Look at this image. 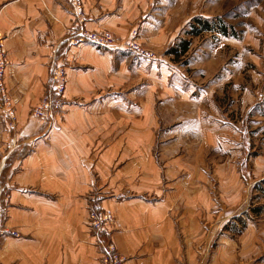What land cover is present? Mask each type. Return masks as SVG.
<instances>
[{"label": "rangeland", "instance_id": "obj_1", "mask_svg": "<svg viewBox=\"0 0 264 264\" xmlns=\"http://www.w3.org/2000/svg\"><path fill=\"white\" fill-rule=\"evenodd\" d=\"M65 1L71 16L62 43L110 50L137 66L116 63L114 75L98 83L94 93L66 96L67 62L60 49L48 65L44 93L28 108V116L42 126L37 135L45 138L67 106L91 107L90 126L97 127L86 133L96 141L87 151L94 163L86 165L92 180L85 193L84 226L98 262L123 264L129 258L114 243L116 216L104 199L160 200L147 190L127 193L115 186L103 191L98 180L108 179L109 153L115 150L112 172L139 178L144 173L139 159H148L147 171L159 190L175 195L165 196L171 197L166 203L177 209L173 219L187 229L177 238L176 264H264V0H147L143 21L153 12L164 27L151 32V42L137 25L139 17L124 34L91 28L86 1ZM184 41L188 45L182 51ZM0 43L5 58L0 106L10 109L5 121L13 128L16 117L6 84L10 60L1 31ZM74 126L81 128L82 122ZM2 209L1 203L0 247L8 238L4 252L12 253L21 235L2 224ZM98 214L110 217L107 231L89 227V218ZM75 246H70L73 251Z\"/></svg>", "mask_w": 264, "mask_h": 264}, {"label": "crops", "instance_id": "obj_2", "mask_svg": "<svg viewBox=\"0 0 264 264\" xmlns=\"http://www.w3.org/2000/svg\"><path fill=\"white\" fill-rule=\"evenodd\" d=\"M85 1L88 27H106L124 34L130 22L139 17L137 25L149 42L154 38L151 32L164 30L162 18L157 20L152 11V16L143 21L147 0ZM70 16L65 0H0V31L10 60L6 84L16 117L15 125L9 128L5 115L10 109L0 106V204L4 211L1 222L21 235L12 253L4 252V241L10 243L4 238L0 264H100L88 245L90 238L84 226L85 193L92 180L86 165L94 163L87 151L96 141L86 133L97 127L90 126V117L94 116L89 114L91 107L85 110L67 106L60 115L63 119L54 124L45 138L37 135L42 126L28 116V108L44 93L49 80L48 65L60 49L67 62L66 96L94 93L98 83L111 79L119 64V68L137 66L110 50L62 43ZM75 122H82L81 128L74 126ZM80 136L85 139L77 140ZM114 153L115 150L109 153L108 179L103 184L98 180L103 191L115 190L116 186L127 193L147 190L160 196L153 202L139 197L104 199V205L113 209L116 216L114 243L129 257L123 264H176L181 245L177 238L186 235L187 229L180 227V219H173L176 208L166 203L171 199L167 196L175 195L159 190L155 176L147 171L148 159H139L144 164L139 178L112 172ZM151 169L156 175L152 162ZM4 194L8 195L5 200ZM75 242L73 251L70 246ZM84 243L83 249H77ZM20 246L25 249L20 250Z\"/></svg>", "mask_w": 264, "mask_h": 264}, {"label": "built area", "instance_id": "obj_3", "mask_svg": "<svg viewBox=\"0 0 264 264\" xmlns=\"http://www.w3.org/2000/svg\"><path fill=\"white\" fill-rule=\"evenodd\" d=\"M1 43H0V88H2L3 80H4V72H5V58L3 57V54H1ZM5 96V94H3ZM46 108V106L44 107ZM110 220V217L105 214H98L93 215L91 218H89L88 225L91 228L92 231L94 230H103L107 231V224L106 221Z\"/></svg>", "mask_w": 264, "mask_h": 264}, {"label": "trees", "instance_id": "obj_4", "mask_svg": "<svg viewBox=\"0 0 264 264\" xmlns=\"http://www.w3.org/2000/svg\"><path fill=\"white\" fill-rule=\"evenodd\" d=\"M203 23V25L205 26V27H207L208 26V24H207V21H202ZM220 23V30L222 31V33H226V24L224 23V22H219ZM187 45H188V42L187 41H184V42H182V51H184L186 48H187Z\"/></svg>", "mask_w": 264, "mask_h": 264}]
</instances>
